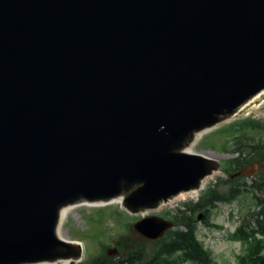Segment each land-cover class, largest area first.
I'll list each match as a JSON object with an SVG mask.
<instances>
[{"label":"water","instance_id":"obj_1","mask_svg":"<svg viewBox=\"0 0 264 264\" xmlns=\"http://www.w3.org/2000/svg\"><path fill=\"white\" fill-rule=\"evenodd\" d=\"M262 91L264 0H0V264L88 262L62 235L85 201L160 239L224 174L200 137Z\"/></svg>","mask_w":264,"mask_h":264},{"label":"rangeland","instance_id":"obj_2","mask_svg":"<svg viewBox=\"0 0 264 264\" xmlns=\"http://www.w3.org/2000/svg\"><path fill=\"white\" fill-rule=\"evenodd\" d=\"M260 111L262 117L243 115L238 121L229 120L228 126L200 137L197 152L221 158L224 174L218 178L210 179L203 199L180 200L174 204L175 206L171 205V208L165 207L159 214L164 218L172 219L181 209L180 219L184 222L192 221L197 226L198 239L209 253L212 263L242 264L241 258L247 255L249 243L243 239L235 238L238 228L244 227L245 231L250 232L252 228L259 226L258 217L264 226V216L258 215L264 207L263 204L259 205L258 203L259 200L264 199V188L254 190L250 186L254 181L261 182L264 179V159L251 161V163L257 164V170L246 178L229 179L232 172H229L228 169L229 160L238 155L237 151H234L236 148L235 136L243 135V139L246 141L247 139L257 142L264 141L263 129L245 128L237 129L238 131L234 129L239 122L250 120L258 121L264 125V106ZM246 153H249L247 148ZM233 185L240 193L236 199L231 202H217L215 207L210 210V214L207 217H202L201 220H198V215L202 213L199 210L195 212L194 218L189 219V208L186 209L185 204L194 205L197 202H204L205 196L211 190L228 195ZM138 218L137 213L127 211L120 203L96 206L78 205L64 219L62 233L68 237L85 241L90 248L89 260L92 257L98 258L102 254L108 256L107 249L114 247H119V253L109 256L110 260L127 258L131 253L133 258H138L141 255L140 261L151 260L157 252L163 249L164 242L148 241L138 236L133 228V224ZM177 229L187 230V226L180 224L174 230ZM171 238L172 231L164 237L168 241ZM138 251L141 254H138ZM180 255L178 254V256ZM262 255H264V251ZM197 256V260H201V255ZM172 259L177 258L174 256Z\"/></svg>","mask_w":264,"mask_h":264},{"label":"trees","instance_id":"obj_3","mask_svg":"<svg viewBox=\"0 0 264 264\" xmlns=\"http://www.w3.org/2000/svg\"><path fill=\"white\" fill-rule=\"evenodd\" d=\"M235 131L237 129H263L264 125L258 121H244L236 124ZM235 144L236 148L234 151L238 153V156L229 160V172L236 171L240 168L245 167L248 163L255 159H264V141H254V140H244L243 135L235 136ZM239 144V145H238ZM238 145V146H237ZM246 148L249 149V153H246ZM254 190L263 189L264 188V180L261 182L254 181L253 184L250 185ZM239 190L235 185L230 188L228 195L217 192L216 190H211L205 196L204 202L196 203L193 206L187 204L189 209L196 210L204 208L206 210H211L215 207L217 202H231L239 195ZM260 204L264 205V199L259 200ZM180 216V214H178ZM258 215L264 216V207L262 208V212H259ZM180 218V217H179ZM182 220V219H181ZM183 221V220H182ZM185 222L187 225V230H179L172 231V238L170 241L166 240L164 243L163 249L160 252H157L154 257L155 260H160L161 255H166L168 257L171 254H176L180 252L182 254L181 260L189 259L195 260L197 259V255H201V261L203 262H211L209 253L204 248L202 242L199 241L197 236V226L191 222ZM259 226L257 228H252L250 232L245 231L244 227L238 228V233L235 234V238L243 239L244 241L249 243V248L247 250V255L242 256L241 263L242 264H263L264 263V255H262L264 251V226L262 224V220L258 217ZM261 235V237H259ZM185 246H190V249L184 248ZM193 248V249H191ZM138 254H141L138 253ZM197 256V257H196ZM97 259L94 261L97 262ZM141 255L135 258L131 257L128 260H141ZM199 259V258H198ZM99 261H105V264H114L110 257H104L103 259H98ZM125 260V259H120ZM118 260V261H120ZM95 262V263H96ZM87 264V262L83 263Z\"/></svg>","mask_w":264,"mask_h":264},{"label":"flooded vegetation","instance_id":"obj_4","mask_svg":"<svg viewBox=\"0 0 264 264\" xmlns=\"http://www.w3.org/2000/svg\"><path fill=\"white\" fill-rule=\"evenodd\" d=\"M245 178V177H243ZM202 213L206 216V210H201ZM196 211L194 210H190L189 211V218H193L194 214ZM201 214V213H200ZM176 220V219H175ZM119 246V244H118ZM184 248L186 249H190V246H185ZM193 249V248H191ZM178 254L180 253H176V254H171L168 256V259L165 258V255L161 256V260H142V261H138V260H122V261H118L115 264H206L205 262H201V260H179V258H181V255L178 256ZM177 255V256H176ZM176 257L177 259H172L173 257ZM105 261H98L97 263H91V264H105Z\"/></svg>","mask_w":264,"mask_h":264},{"label":"bare ground","instance_id":"obj_5","mask_svg":"<svg viewBox=\"0 0 264 264\" xmlns=\"http://www.w3.org/2000/svg\"><path fill=\"white\" fill-rule=\"evenodd\" d=\"M207 155H209V154H207ZM210 156H213V155H210ZM212 178H214V177H211V179ZM193 199H196V198H193ZM186 200V199H185ZM176 202H178V201H176ZM176 202H171V205L172 206H175L174 204H176ZM106 204H111V203H109V202H88V201H85V202H83V203H81L80 205H89V206H91V205H93V206H96V205H106ZM77 207V206H76ZM74 209V208H73ZM73 209H71V210H73ZM71 210H69V211H67V212H65L64 214H63V221H64V219L68 216V213L71 211ZM142 213H144V211H142ZM62 235H64V236H66L65 234H63L62 233Z\"/></svg>","mask_w":264,"mask_h":264}]
</instances>
